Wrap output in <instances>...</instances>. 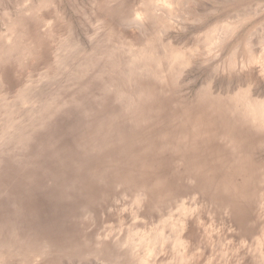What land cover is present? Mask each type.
Masks as SVG:
<instances>
[{
  "label": "rangeland",
  "instance_id": "374dc122",
  "mask_svg": "<svg viewBox=\"0 0 264 264\" xmlns=\"http://www.w3.org/2000/svg\"><path fill=\"white\" fill-rule=\"evenodd\" d=\"M107 3L0 0V264H264V0Z\"/></svg>",
  "mask_w": 264,
  "mask_h": 264
},
{
  "label": "bare ground",
  "instance_id": "6f19581e",
  "mask_svg": "<svg viewBox=\"0 0 264 264\" xmlns=\"http://www.w3.org/2000/svg\"><path fill=\"white\" fill-rule=\"evenodd\" d=\"M49 1V0H48ZM102 1V0H101ZM146 2H148L149 4L150 3H163L165 6H169V0H145ZM45 2H47V0H45ZM105 3L109 4L110 2L113 3V0H104ZM121 2V1H120ZM120 2H118V6H115L114 7V11H118V9L121 8V4ZM186 4V3H184ZM105 6V5H104ZM109 6V5H107ZM185 7V6H184ZM155 10H153L152 8L150 7H143V8H136L134 10H131L130 11V14L127 15L129 16L128 18L125 17V19L123 20H128V19H136L138 22H140L142 25L140 26V29L141 30H147L148 27H151V24H153V27H151L152 29L155 28L154 26L155 25H158V21L157 19L155 18ZM137 22V23H138ZM21 25V23H19ZM18 28V26L15 27V29L13 28L12 31H16V29ZM11 31V32H12ZM217 31H215L216 33ZM213 34V33H212ZM20 36V32L18 34ZM216 35V34H215ZM219 35V34H218ZM21 37V36H20ZM17 37L14 36V39H16ZM69 40H71V34L67 37ZM22 39V38H21ZM18 40V38H17ZM216 40V42H215ZM209 41V40H208ZM218 44L219 41H218V37H216V39H210V45H215V44ZM263 43V42H262ZM130 44V43H129ZM205 44V43H204ZM208 44V43H207ZM264 44V43H263ZM206 45V44H205ZM145 47V46H144ZM162 51H163V54L165 56H170L169 58L172 60V61H175V59L181 57V58H184V55H182V52L179 50V48L177 47H174L172 46L170 43H168V45H162ZM252 48V47H250ZM247 49V48H246ZM153 50V46H150L148 51L145 50L143 48V46L141 47H133L132 45H129V48H128V52L132 54V57L135 59V60H141V58H144L147 54H149L151 51ZM249 50V49H248ZM149 52V53H148ZM211 50L210 48L208 49V53H210ZM234 51L232 50V53ZM249 52V54L247 53L242 59L240 62L241 64V71L244 70V72H247L250 74L251 76V79L254 78V80L256 79H259V80H255L254 82L255 83H260L261 81L263 82L264 81V48L261 49L260 53L257 54V55H254L255 52L254 51V54L252 53V51H247ZM259 52V51H258ZM239 53V52H238ZM237 53V54H238ZM244 54V53H243ZM252 54V55H251ZM218 54H215V58L217 57ZM228 60H229V63H228V66L232 68V66L234 64H236V60H237V57L236 55L231 54V55H228ZM239 59V58H238ZM139 65V64H138ZM264 100H261V101H256V102H259L258 104L259 105H262L261 103L263 102ZM263 117V115L261 113H257V111L254 110V113H253V119H256L257 121H260L261 118ZM147 245V241L145 240V237L144 236H136V237H133L131 239V248L132 250L135 252L137 250H140L142 248H144L145 246ZM143 264V263H142Z\"/></svg>",
  "mask_w": 264,
  "mask_h": 264
}]
</instances>
